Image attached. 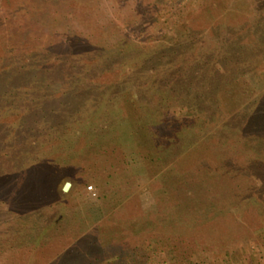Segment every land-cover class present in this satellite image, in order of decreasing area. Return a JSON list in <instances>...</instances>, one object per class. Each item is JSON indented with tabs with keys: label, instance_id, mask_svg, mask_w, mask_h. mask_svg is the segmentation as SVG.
Here are the masks:
<instances>
[{
	"label": "rangeland",
	"instance_id": "rangeland-1",
	"mask_svg": "<svg viewBox=\"0 0 264 264\" xmlns=\"http://www.w3.org/2000/svg\"><path fill=\"white\" fill-rule=\"evenodd\" d=\"M206 58L233 79L251 65L216 82L207 125L160 91ZM260 75L264 0H0V139L21 123L12 152L79 169L0 176V264H264V165L247 149L264 152V123L232 152L211 140L248 124Z\"/></svg>",
	"mask_w": 264,
	"mask_h": 264
},
{
	"label": "trees",
	"instance_id": "trees-1",
	"mask_svg": "<svg viewBox=\"0 0 264 264\" xmlns=\"http://www.w3.org/2000/svg\"><path fill=\"white\" fill-rule=\"evenodd\" d=\"M66 17H67V15H66ZM64 25L62 27H64ZM71 27H73V26H71ZM249 48H250V46H248V49ZM79 58L80 59L85 58V54L83 53L82 56L79 57ZM222 61H223L224 64L226 63V60H222ZM232 61H233V59H232ZM207 62H209V58H206V61L202 62L203 63V64H201L202 66H198V69H196V70L194 69V70H192L190 72L187 71L184 74H181V72L179 71L180 68H178L177 71H176V73H175L176 81H175L174 84L179 85V87L178 86H173L172 84H170L169 80H167V83L168 82L169 83L168 84H165L163 86V87H165L167 89L166 90H164V89H161L160 90V91H164L165 94H166V96L169 95L171 97L170 99H173V98H177L178 99V97H179V100H181V102L183 101L184 103H187V104H184L187 107H190V108H193L194 106L198 107L197 110H196V107H194L195 108L194 109L195 112L199 113L198 114V117H196L194 119H188V120L189 121H192L193 123H197L198 121H200L202 123V121H203V123L205 125H207V123L212 124V122L215 121V119H214L216 117V114H214L215 112L217 114H219V115L222 114L221 113V108H218V105L215 102L217 98L214 99L215 96H214V94H212V91H216V88H215V87H217L216 82L217 81H218L217 83H219V82L224 83L225 82L224 84H226L228 82V80L231 79V78H232V80H235V79L241 77L242 76L241 74H244L245 73V67H248L249 68V66L246 65V64H248V62H249V65H250V60H249V61H246V63L241 64L242 67L241 66H238V65L235 66L236 69H235L234 73H235V77L236 78L233 79V75L231 74V71H229L226 68L227 65L230 63L229 60L227 61L228 64H226L225 69L224 70L222 69L223 71H221L222 73L220 75L218 73H216V71H214V70H215L216 67H220V69H221V65H222L221 64V61H218L217 63H215V68L208 66L206 64ZM250 67H251V65H250ZM262 78H264V77L263 76L261 77V75L258 76V78H257L258 79L257 82H258L259 85L261 83L260 81L263 80ZM186 83H188V85L191 86V88L188 87L187 89H185V87H182V85H186ZM219 88L217 90H219ZM215 94H217V93L215 92ZM156 99L157 98H155L149 104H147L146 105L147 107H144L145 108V111H147V112L150 111L151 107L152 108L153 107L154 108L161 107V106H159L157 104ZM161 100L165 101V99H162V98H161ZM263 102H264V99L259 101V105H257V106L255 105V107H253L252 115L250 116V118L248 120L246 119V121H248V124H247V122L244 124V127L245 128L244 127L241 128L238 125L237 126L234 125L235 127L231 126L230 128H227L228 125L222 127L221 129H223V134H222L223 136L222 135L221 136L223 138L221 136H220L221 137L220 138L219 135H217L216 137H212L211 138V140L214 139V138L215 139H218V141L216 142V146L215 147H217V144H218L219 140H221V139H224L225 140L226 139V140H228L226 142L229 143L228 144V146H229L228 148L231 150V152H232L233 149L235 150L237 148H239V149H241V147L243 148V145L241 146L240 144H241L242 141L247 142L246 141V137H248V135L246 134V128H248V132L249 131H250V133L253 132L250 135V137H254L256 140H258V138L263 139L262 138V135L259 132H257V129L260 127V124L261 123L259 125L258 124L254 125L255 119L256 120L257 119H260V120L262 119V123H264V103ZM150 104L152 106H150ZM139 107H140V109H143L141 105H138V108ZM9 110H10L9 107L7 106L6 107L7 113L9 112ZM0 111H2L1 114H3V115L5 114V112L3 110H0ZM251 118H254V119L249 124V120ZM162 119H164V118H162ZM193 123H192V125H193ZM22 127H23V125L21 123H19L17 125L14 124V123L12 125L4 124L1 127V129L6 132V136L0 139V176L6 177L8 175V169L10 167H12V166H15V164H18L21 167V170L22 171H27L30 176L32 174L34 176V174H35V177L38 176L39 174H44L41 168L43 166H46L47 165L46 168H48V173L45 172L46 175H47L46 178L51 177V179L53 178V180L56 179V176H58V177L60 176L61 177L63 174L70 173V171L76 172V170L77 171L79 170V169H76V170L74 169L73 170L71 167L66 166L65 164H67V161H66L65 164H63L65 166L63 168H54V167H52V164L53 163H51L50 161H47L48 163H45L46 161H44L42 163L41 162L42 161L41 159L44 157V155H41L40 153L39 154H34L33 156H30L29 157V156H26V152H23L24 154L22 153L20 155H17L14 152H12L11 151L12 143H13L12 142V138L16 136V133H19L20 132V130L22 129ZM32 130H34V129H32ZM190 132L191 131H189V133ZM220 132L222 133V131H219L218 133H220ZM94 133H95L94 135H96V132H94ZM51 139L52 138L50 136H47L46 138L43 139L42 142L45 143L44 144V147H46L47 143H49ZM95 139H98V138H95ZM99 139L102 140L104 138L99 136ZM39 140H42V139H39ZM39 140L38 139H35L33 141V143L35 145H38L37 142ZM56 140H58V138H56ZM22 141L24 142L25 146H26L27 143L30 142V140H25V139L22 140ZM19 145H21V141H19ZM253 145L256 146V144H253ZM254 146H252L251 148H247L252 153L251 154L252 157L250 156L249 164L250 165H258L260 163V164L264 165V152H260ZM48 153H49V155L52 154V150L50 152H48ZM92 156L93 155H90V159H92ZM241 157H242V159L244 158V156H241ZM64 158H68V159H72V160L75 159L71 155L70 156L69 155H66V156H64ZM61 160H62V162H65L64 159H61ZM58 161L59 160H54L55 163H59ZM241 163H243V161ZM237 167H235V169ZM243 167L244 168H247L248 166L246 165V166H243ZM252 167H253L252 169L255 168V166H252ZM27 168L29 170H32L33 173L29 172ZM54 169L57 172H59L60 175H57L56 172H52V171H54ZM216 170H219V172H225L226 171V168L223 167V166H221V167L217 168ZM250 170H245L243 172V174H246L248 176H251L253 172L250 171ZM257 171L258 172H261L260 170H257ZM3 199H5V198L3 197ZM19 232H17V236L16 237L18 238L17 241H19L20 243L15 244L13 246L15 248H17L19 246H22L21 245V240H23V241L25 240V242L29 241V240H27L25 238V236H23L21 234L19 235L18 234ZM22 233H25V232H22ZM13 235L15 236L16 233H14ZM89 242L91 243V241H89ZM27 243L29 244V242H27ZM97 251H99V250H97Z\"/></svg>",
	"mask_w": 264,
	"mask_h": 264
},
{
	"label": "built area",
	"instance_id": "built-area-1",
	"mask_svg": "<svg viewBox=\"0 0 264 264\" xmlns=\"http://www.w3.org/2000/svg\"><path fill=\"white\" fill-rule=\"evenodd\" d=\"M88 189H89V191H94V188L92 186H90ZM93 195L97 196L96 192H93Z\"/></svg>",
	"mask_w": 264,
	"mask_h": 264
},
{
	"label": "water",
	"instance_id": "water-1",
	"mask_svg": "<svg viewBox=\"0 0 264 264\" xmlns=\"http://www.w3.org/2000/svg\"><path fill=\"white\" fill-rule=\"evenodd\" d=\"M70 188V183H67L64 187V190L67 191Z\"/></svg>",
	"mask_w": 264,
	"mask_h": 264
}]
</instances>
